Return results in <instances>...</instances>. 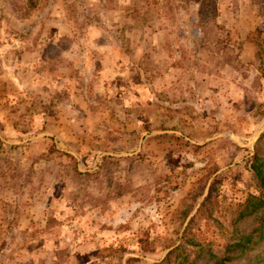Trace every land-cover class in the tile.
<instances>
[{
  "label": "rangeland",
  "instance_id": "rangeland-1",
  "mask_svg": "<svg viewBox=\"0 0 264 264\" xmlns=\"http://www.w3.org/2000/svg\"><path fill=\"white\" fill-rule=\"evenodd\" d=\"M263 1L0 0V264L225 256L264 192Z\"/></svg>",
  "mask_w": 264,
  "mask_h": 264
},
{
  "label": "trees",
  "instance_id": "trees-1",
  "mask_svg": "<svg viewBox=\"0 0 264 264\" xmlns=\"http://www.w3.org/2000/svg\"><path fill=\"white\" fill-rule=\"evenodd\" d=\"M264 4V1H263ZM264 139V132L259 138V142ZM253 150L252 154L249 157L251 168L255 172L261 187L264 190V152L260 148V143ZM68 155V154H67ZM72 160L76 158L72 155H68ZM76 174L83 175L88 173L81 172L77 166H75ZM212 184L209 187L207 195L204 197L201 202L198 213L202 212L205 207H208V204L212 202ZM264 208V192L261 196L250 195L246 198L244 207L239 213V217L236 221V227L238 228V240L234 243H230L226 247V255L219 257L217 255H210L209 261L207 264H243L241 261L247 259L248 262L255 259L251 256L252 250L256 248H261L264 246V215H260V212ZM194 218V217H193ZM248 219L249 223L246 227H240V222ZM194 219H191L188 222V225L185 227L184 231H187L190 224ZM252 226V228H251ZM250 227V228H249ZM262 264H264V257ZM212 262V263H211Z\"/></svg>",
  "mask_w": 264,
  "mask_h": 264
}]
</instances>
